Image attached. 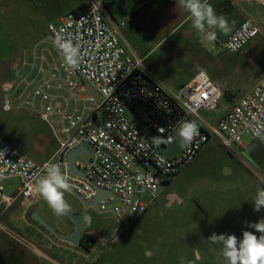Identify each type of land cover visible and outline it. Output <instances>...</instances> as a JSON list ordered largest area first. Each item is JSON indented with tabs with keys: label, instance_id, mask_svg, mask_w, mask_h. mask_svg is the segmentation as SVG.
I'll return each instance as SVG.
<instances>
[{
	"label": "built area",
	"instance_id": "obj_1",
	"mask_svg": "<svg viewBox=\"0 0 264 264\" xmlns=\"http://www.w3.org/2000/svg\"><path fill=\"white\" fill-rule=\"evenodd\" d=\"M110 1L87 0L86 11L71 10L60 16L57 25L49 24L53 39L61 35L79 44V67L67 68L60 54L57 59L46 48L36 47L32 59L22 61L27 71L3 83V109H26L46 121L58 143L47 161L58 164L72 189L86 200L95 199L98 188L108 192L99 200L100 209L130 225L158 198L160 186L166 183L162 175L186 168L211 138L234 150V146L244 148V134L255 137L252 128L264 124V77L243 95L229 99L231 106L220 117H205L204 112L221 109L227 97L221 86L200 69L178 90L170 88L124 37L122 28L131 15L116 20ZM145 4L147 0H141L140 5ZM121 10L126 11L127 5ZM260 33V26L245 18L210 47L237 53ZM138 103L146 110H139ZM191 121L200 135L183 144L176 155L166 156L163 148L174 142L183 123ZM82 144L90 152L82 151L75 161L80 175L71 171L67 157ZM0 151L4 152L0 154V206L37 197L36 181L45 173L47 161L38 163L1 139ZM12 177L19 178L20 185L14 196H7L3 182ZM2 226L15 243L39 252L25 235Z\"/></svg>",
	"mask_w": 264,
	"mask_h": 264
},
{
	"label": "rangeland",
	"instance_id": "obj_2",
	"mask_svg": "<svg viewBox=\"0 0 264 264\" xmlns=\"http://www.w3.org/2000/svg\"><path fill=\"white\" fill-rule=\"evenodd\" d=\"M83 1L0 0V139L39 163L50 156L57 144L52 128L29 110L3 109V83L27 71L22 61L32 59L38 46L59 58L49 24L57 25L61 15ZM126 1L119 3L120 9L127 5ZM175 1L178 0H152L151 4L148 1L130 25L132 46L139 55L146 54L148 65L170 88L178 90L198 70L205 69L224 88L227 87L225 77L231 75V81H238L234 85L238 97L246 92L249 84L264 77V21L261 33L239 52L219 50L211 54L197 39L195 42V38L186 35L192 23L189 14L180 4L175 5ZM127 6L126 11L121 10L117 15L132 17L130 12L135 4ZM230 100L224 97L221 109L203 115L220 117L231 106ZM137 107L142 112L146 110L144 104L138 103ZM242 138L246 148L234 146V150L211 138L186 168L172 176L162 175L166 183L160 186L158 198L121 232L116 253H151L157 260L155 264H224L220 256L222 244L208 240L213 233L235 234L239 239L247 230L259 236L249 224L264 218V208L256 212L252 202L257 189L264 188V142L250 134ZM3 185L7 194L14 195L20 179H7ZM74 199L65 193L69 211ZM144 199L148 201L150 197L145 195ZM42 205L49 206L44 199ZM95 217L100 228L95 232L100 231L101 238L108 237L118 222L114 214L100 212ZM59 218L60 233L70 235L74 223L66 214ZM46 221L53 227L49 218ZM13 224L40 251L47 253L52 263L68 264L76 253L73 244L59 239L41 223L42 226L37 225L41 232L26 229L19 221ZM2 225L9 227L7 223L0 224V264H52L49 257L24 247L25 254L20 256L14 246L17 244Z\"/></svg>",
	"mask_w": 264,
	"mask_h": 264
},
{
	"label": "clouds",
	"instance_id": "obj_3",
	"mask_svg": "<svg viewBox=\"0 0 264 264\" xmlns=\"http://www.w3.org/2000/svg\"><path fill=\"white\" fill-rule=\"evenodd\" d=\"M179 3L189 14L192 27L203 45L210 46L215 42L217 30L220 32L229 30L226 18L218 15L208 0H179ZM53 44L67 68L75 70L79 67L82 56L78 43H73L71 38L57 35ZM252 132L264 142V124L254 126ZM199 135L195 121L185 122L180 127L179 137L185 145L190 144ZM0 154L4 155V152L0 151ZM43 168L45 173L38 180L35 190L47 202L54 214L62 216L70 210V205L65 200V193L71 191L72 184L58 164L47 161ZM252 202L254 211L260 212L264 208V188L257 189ZM249 227L254 228L260 235L245 230L242 238L239 239L235 234L227 233L219 235L213 233L208 238L213 244H222L220 256L224 264H264V218L249 224ZM197 258H199L198 253Z\"/></svg>",
	"mask_w": 264,
	"mask_h": 264
},
{
	"label": "crops",
	"instance_id": "obj_4",
	"mask_svg": "<svg viewBox=\"0 0 264 264\" xmlns=\"http://www.w3.org/2000/svg\"><path fill=\"white\" fill-rule=\"evenodd\" d=\"M122 1H124V0H111L110 3L108 4L109 10L111 11L112 15L114 16V18L116 20L122 19L124 17L122 15L121 16L117 15L119 12H121L119 3L120 2L122 3ZM148 1L150 4L152 3V0L151 1L147 0V2ZM86 2H87V0L83 1L82 3H86ZM208 2L214 7L216 13L218 15H223L229 23V30L227 32H220L219 30H217V37L220 39H224V38L228 37L240 25V23L242 22V20L245 17H251V19L256 24H258L260 26V28H262V22L264 21V17H263L264 0H208ZM130 3L135 4L133 11L130 12L132 14V20L127 22V24L122 28V31H123V34H124V37L126 38V40L131 44L132 40H130V39L133 36V29L131 28L130 25L133 24V21L139 17V15L141 14L140 12H142V10L144 8H146L147 5L145 4L146 6L144 5V7H142V5H140L141 0H127L126 1L127 5ZM173 3L175 5L180 4L179 0L175 1ZM127 9H128V6H127ZM185 12L187 13V11H185ZM187 15H188V13H187ZM186 35L189 36V38H195V42L197 39L199 44L202 47L206 48V50L211 54L218 53V52L222 51V50L221 51L214 50L210 46H205V45L201 44L200 38L198 37L196 31L192 28V26H190L187 29ZM141 56L146 57V54L141 55ZM230 68L233 69L232 67H230ZM229 76H231V75L228 74L227 77H225L226 81H227V87H225V88L222 87L215 79L214 80L221 86V88L225 91V93L229 92V95H230L229 99H231L234 96H237L234 85H236V83H238V81L237 82L231 81ZM242 81L243 80H241L240 82L242 84H244V82H242ZM184 83H186V82H183L182 84H184ZM255 83L256 82L249 84L247 86L246 91H248ZM57 147H58V143L52 148V150L50 152V156L46 160H44V162L47 161L52 156V154L55 152ZM244 148H246V145L244 146ZM12 178H17V177H12ZM7 179H11V178H7ZM7 179H5V180H7ZM67 193L71 194L69 192H67ZM5 194L7 196H14L15 195V194L9 195L6 192H5ZM71 196L73 197L72 194H71ZM42 202H43V198L40 195H38L37 197H35L34 199H32L30 201H23L22 198H17L7 208H3V206H0V224L7 223V224H9L10 228H13V229L17 230L18 232H20L17 228H15V226L13 224L16 221H19L20 223H22L24 225V227L26 229H35L38 232H41V230L37 228V225L38 226H42V225L40 224V222L36 221L32 217V213L34 211H37L45 220H47V218H49L50 221L52 222L51 224L53 225V227L60 233V230H59V219H60L59 217L60 216H57L56 214H54L52 209L49 206L47 207V206L42 205ZM71 210H72V212L82 211L81 209L75 208V207H72ZM94 216H95V214H93L91 211H87L86 217L83 219V223L85 222V227L83 228L84 231L89 230L92 227L90 222H91L92 217H94ZM7 227H8V225H7ZM73 227H74V224H73ZM73 231H74V228L71 230V232L69 234H71ZM21 233H23V232H21ZM61 235H63V234H61ZM17 245H19V244H17ZM19 247L21 248V246H19ZM35 253L36 254H43L44 257L47 259L49 257V255L47 253L40 251V250H39V252H35ZM24 254H25V249H24ZM49 259H50V257H49Z\"/></svg>",
	"mask_w": 264,
	"mask_h": 264
},
{
	"label": "flooded vegetation",
	"instance_id": "obj_5",
	"mask_svg": "<svg viewBox=\"0 0 264 264\" xmlns=\"http://www.w3.org/2000/svg\"><path fill=\"white\" fill-rule=\"evenodd\" d=\"M87 211H91L93 214L98 212L94 211V209H88ZM87 211L84 212V218L86 217ZM91 228L89 230H83L82 236L80 238L81 245H74L75 254L68 264H155L156 259H153V254L150 255H141V254H124V253H116L118 250V240L121 232L130 225H126L118 234L116 238L113 236L116 234L118 230V222L115 223L112 227V233L106 237H100V231L95 232V230H100L98 226V222L96 221V217H92L91 219ZM99 225V224H98ZM75 228V226H74ZM106 229H111L108 227ZM51 263L53 261L49 260ZM57 264V263H52Z\"/></svg>",
	"mask_w": 264,
	"mask_h": 264
},
{
	"label": "water",
	"instance_id": "obj_6",
	"mask_svg": "<svg viewBox=\"0 0 264 264\" xmlns=\"http://www.w3.org/2000/svg\"><path fill=\"white\" fill-rule=\"evenodd\" d=\"M89 87H90L92 93L96 97L99 98L100 94L98 93V91L91 85H89ZM182 147H183V143L181 142V139H180L179 134H178L176 139L174 140V142L172 144L163 148V153L168 157H172V156L176 155L182 149ZM82 151H87L88 153L90 152L89 148L82 144V145H79L78 147L73 148L69 152L68 157H67L68 166L70 167L71 171L75 174H80V175H83V173H82V171L78 170V168L76 167L75 161H76L78 155ZM69 193H71L75 198L72 202V207L79 208L82 210L79 212H72V211L66 212V215L69 217V219L75 225L74 231L70 235H61L37 211H34L32 213V217L36 221L40 222L42 225H45L51 231V233H53L59 239L65 241V242H68L70 244H73V245H81L80 238H81L82 233H83L84 212L87 211L88 209H94V211H96L98 213L103 212L100 209L99 200L109 193L98 188V195L92 201L86 200L81 194L74 191L73 189H71V191ZM125 226H126V224L122 220H119L118 221V230H117L116 234L113 236V238H116L118 236V234L120 233V231Z\"/></svg>",
	"mask_w": 264,
	"mask_h": 264
},
{
	"label": "trees",
	"instance_id": "obj_7",
	"mask_svg": "<svg viewBox=\"0 0 264 264\" xmlns=\"http://www.w3.org/2000/svg\"><path fill=\"white\" fill-rule=\"evenodd\" d=\"M87 7H88L87 3H82L81 5L77 6L73 10L76 12H84V11H86ZM226 95H227V97L230 96L229 92H226ZM14 246H16V245H14ZM17 246L19 247L20 245H17ZM18 247H16V248L19 252V255L22 256L24 254V249L22 247L21 248L20 247L18 248Z\"/></svg>",
	"mask_w": 264,
	"mask_h": 264
}]
</instances>
